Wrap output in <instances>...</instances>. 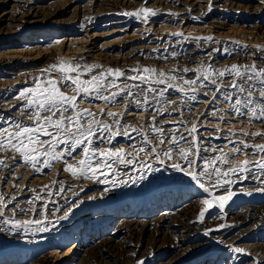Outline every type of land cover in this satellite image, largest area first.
Here are the masks:
<instances>
[{"label":"bare ground","instance_id":"6f19581e","mask_svg":"<svg viewBox=\"0 0 264 264\" xmlns=\"http://www.w3.org/2000/svg\"><path fill=\"white\" fill-rule=\"evenodd\" d=\"M141 8H149L157 13L155 16H149L148 19L143 18L145 22L149 21V24L167 17H173V19L181 18V20L186 21L197 20L198 23L207 22L216 28H218L217 26L222 28V26L228 25L229 22H237L247 24L246 27L253 29V32H250L251 36L254 35L252 33H255L256 29L264 28V0H0V35L20 33L22 35L31 34L35 38V36L43 37L63 32L71 34L78 29L80 31L87 30L91 26L96 25L101 19H105V24L102 27L115 24L114 20L122 18L132 20L137 16L124 15V13H135ZM121 23H126V21L123 20ZM170 33H167L163 38H154L150 42L144 41L129 46L122 50L119 55L108 56L104 60L106 66L100 70L119 68L121 71L126 72L127 75H133L129 70L137 68L136 63L141 60L143 62L141 68H147L146 65L150 64V67L165 73L176 70L174 73L176 75L194 78L196 73L194 75L191 70L188 73H184L183 70L178 71L174 66L176 64L183 66L192 65L191 68L196 69L201 65H210L207 58L210 59L212 57L217 59L218 62L217 65H211L218 69L229 67L232 64L249 65L251 64L247 62L249 59H259L260 61L256 64L264 66V61L261 60L264 52L259 51V49H264V44L262 45L260 42H240V39V41L235 40L234 37L229 41L225 40V37H213L217 34L212 35V33V36H209L212 39L205 42V39L200 34V36H195L186 32L183 33V37H177L173 35V32ZM260 33L261 37L264 38V30ZM161 34L163 35L164 33ZM247 36L250 37V35ZM238 45H246L247 47L242 49ZM172 53H175V56ZM55 54L53 52L42 53L40 51L23 50L2 52L0 53V75L12 76L18 74V76H21V74L27 72V74L31 75L29 81H32L27 87L33 86L34 81L43 76L40 70L55 61ZM164 57L168 58L164 59ZM36 70L39 72L34 73ZM121 79L123 80L124 78ZM16 82L17 80L12 81V84L7 81L0 83V121L5 118L9 120L13 118L17 120L24 119L17 111V109L22 107L23 101L15 98L23 89L20 88L18 91H13L14 88L16 89V85L11 86ZM124 82L130 83L126 80ZM176 83L182 84V81H176ZM158 87H164V85ZM196 93L194 100L183 101L187 96H183L182 92L174 89L166 91L165 96L175 100L176 103L167 106L164 110V115L155 114L157 124L163 122L161 126L164 127L166 134L173 128H179L181 132H184L185 125L180 124V119L187 123L194 114L192 109L194 111L205 109L208 103L207 100L211 101L212 99L211 90L208 95H204L205 92L198 88ZM219 94L221 98V93ZM188 95H192L191 90L188 91ZM197 99H203L202 104L199 102L201 100L197 101ZM217 102L218 100L211 103L217 104ZM183 103H185L184 106H182ZM116 104H120L121 106H119L122 107L119 100ZM129 106L131 109L136 110L134 104L129 103ZM226 106H229L227 102H224L222 107L218 105L221 108ZM117 109L120 108L118 107ZM117 109L116 107L111 108V111L116 112ZM199 112L201 113L202 110ZM144 113V117L146 116L152 122L153 111L150 110L149 114ZM197 113L195 114L197 115ZM165 114L168 117H164ZM129 115L136 116V114ZM135 116L131 118L124 115L122 122H127L134 127L137 122L135 121L134 123V120L138 119L139 116L141 117V115ZM235 117L246 123L249 122L247 117ZM105 121L110 122V118ZM251 123L258 126L263 124L264 126V123L259 121ZM184 135L187 136V132H184ZM231 135L222 134L221 132L199 135L200 146L205 148L212 145L221 148L223 143L225 147V143L228 145L230 140H247L249 144L253 145L257 143L264 144V141L260 139L255 142L256 138L249 139L244 135H239L238 137H234L235 134L234 136ZM149 136L151 135L149 134ZM216 137L219 138L217 139ZM138 138L139 134L132 133V139L128 140L129 145L137 144ZM119 139L123 138H116V141L120 144ZM124 140L127 141V139ZM165 145L167 147L170 146L168 143ZM184 146L188 147L187 144ZM128 148L127 152L133 151L131 147ZM159 149L158 151L161 150ZM77 152H79V149ZM216 154L219 153L203 151L200 153L202 157H210ZM4 155L12 156L13 154L6 153ZM0 158L3 157L0 156ZM80 158L77 155V159ZM157 163L160 164L161 162L158 160ZM7 164V167H0V193L6 198L15 195L20 206H24L28 200H31L37 194L45 196L43 201H35L31 205L35 210L34 214L22 216V214L17 213L14 218L16 219V217L21 215L23 219H43L46 223L48 221H51V223H48L49 230L46 232L36 230L38 227H43V224L39 226L33 225V230L27 233L23 230L22 233H19L12 229L11 233H9V235L13 234L10 242L4 243L0 240V264H139L140 261H143V264H264V191L258 190L264 189V182H262L264 177L261 178L263 179L261 182H258L260 180L258 177L260 176L255 172H249L247 174L248 179H244L242 176H233L231 177L234 181L233 184L213 189V193L217 198L226 196L228 191L233 193L231 199L224 204L223 208L219 207L218 204L207 208L204 201L211 199V197L208 193L201 192L202 189L197 184L196 187L199 189L186 188L183 190L184 186H181V184L176 186L173 181L174 187L170 185V188L161 189L154 194L149 191V195L152 196L148 198L151 199L152 197L154 199L151 201L146 199V203L144 201V204H140L134 209H132L135 206L134 204L128 210V208H123L121 205L120 207H113L108 203L109 205L105 208V210L108 209L106 211L107 215H104L103 212H96L93 218H89L90 216L85 215V211L80 206L69 207V203L73 201H69V198H73L76 193L79 196L89 193L92 187L89 185L90 183H72V190L76 192L72 196H67V193L61 194L58 191L60 187L70 186L71 188L69 183L75 179L68 171H64V168L63 172L61 171L60 166L64 164L62 161H54V166L51 169L44 168L41 173H35L29 165L22 161L19 154H15V159H9ZM168 164L170 165V163ZM196 165L201 166L202 161H197ZM152 168H155V166ZM193 168L197 169L198 167ZM134 170L136 171V169ZM148 174L150 173L148 172ZM38 175L42 177L37 178L36 176ZM56 175H58L57 185L54 184ZM51 177L52 180L50 179ZM110 177H113V175L110 174L108 176L107 183L112 181L113 178L111 179ZM80 178L82 180V177ZM78 180L80 179L78 178ZM103 181L104 177L101 176L99 181L94 180L93 183L94 189L99 191L100 194L111 189L106 188L105 186L109 184ZM130 183L132 184V182ZM17 185L18 187H16ZM45 185H49L56 190L51 197H47L45 193L41 192ZM69 189L68 191H70ZM159 194L164 195L158 198L157 195ZM201 196L203 197L201 198ZM64 202L65 205H69V212L70 209H74L68 219H63L65 213L63 211ZM14 203L15 201L9 203V209L13 207ZM44 203L47 204L46 211L43 209ZM48 204H51L52 207H48ZM206 208L207 211H205ZM202 211H205L203 220H201L200 215L193 218V213L198 214ZM17 212H19V208H17ZM9 216H12V213L6 211L4 217ZM208 230L213 231L208 232ZM206 232H208L207 235L205 234ZM250 233L251 236L249 235ZM70 239L73 243L72 246L63 253L61 252L62 250L59 251L61 253H58L56 248L58 249L67 242L69 243ZM210 241L213 243L209 244ZM216 245L218 248H215ZM48 247L55 248V250L47 252L46 248ZM236 247L242 251L237 253L230 250V248Z\"/></svg>","mask_w":264,"mask_h":264},{"label":"snow or ice","instance_id":"6c2138e0","mask_svg":"<svg viewBox=\"0 0 264 264\" xmlns=\"http://www.w3.org/2000/svg\"><path fill=\"white\" fill-rule=\"evenodd\" d=\"M124 15L142 16L148 19L149 16H155L157 13L149 8H141L138 12H126ZM173 35L183 37V33ZM204 39L207 42L212 38ZM238 46L242 49L247 47L246 45ZM259 51L264 52V49ZM172 55L175 56V53ZM167 58L164 57V59ZM261 60L264 61V56ZM98 67L100 66L82 65L81 62L61 61L59 66L53 63L49 68L44 69V75L35 80L33 86L19 92L15 98L22 100L23 105L17 111L24 119L5 118L0 121V156L3 157L0 158V167H7V161L15 159V154H19L22 161L35 173H41L44 168L51 169L54 161H62L65 165L64 171H68L74 177L99 181L103 176V182L107 183L110 174L116 177L126 175L127 173H122L121 170L131 165L140 170L139 179L143 180L148 171L152 170V165L145 162V157L151 158L149 154L152 153L161 163L165 159L173 160L170 166L175 172L190 177L204 192L208 193L211 199L204 201L207 208H211L214 204L223 208L224 204L231 199L233 195L231 191H228L226 196L218 198L213 193L215 188L233 184L231 177L242 176L248 179L249 172L264 176V144L253 145L247 140H230L233 144L229 150L230 154L241 156L251 148V157L255 158L253 160L245 156L241 164H235L232 155L224 154L223 148L212 145L201 148L199 135L203 133H199L196 122H190L189 128L185 121L180 120V124L185 125L184 132H187L185 136L179 128H173L166 134L164 127L161 126L163 122L157 124L155 120V114L164 115L165 108L176 103L175 100L165 96L168 89L180 91L189 100H194L198 88L211 84L213 86L211 102L216 101V93H221V99L228 103L229 111L233 115L247 117L249 123L253 121L264 123V66H258L255 62L249 65L232 64L223 69L212 65H201L197 68L195 78L176 75L174 74L176 70L165 73L156 68L139 67L129 70L133 75H127L119 68H108L96 73L95 69ZM189 71L188 68L183 69L184 73ZM124 80L130 83H125ZM178 80L182 81V84L176 83ZM160 85L164 87H158ZM187 90H191L192 95H188ZM208 94V92L204 93V95ZM95 100L108 105H116L119 100L126 110L129 103L134 104L140 111L151 110L153 111L152 122L148 129L136 128L127 122H122L123 113L100 112L98 115L92 109L79 106V104ZM217 112L223 113L224 109L214 107L212 115L215 116ZM102 117L110 118V122H106ZM219 119L223 121L225 116L221 115ZM149 131L155 134L160 146L165 145L166 142L170 146L158 151L157 145L152 144L151 137L148 135ZM132 133L140 135L141 143L130 144L129 147L133 151L127 152L116 141V137L122 136L131 140ZM243 135H256L264 139V133L259 132L243 133ZM185 144L188 147H185ZM78 149L79 152H77ZM202 151L219 154L202 157L200 155ZM173 152L179 153V159L183 163L176 162ZM6 153L13 155H4ZM77 155L81 157L78 160ZM197 161H202V165L194 169L193 165L197 164ZM226 165L227 168H225ZM202 177H207V180H203ZM117 182L127 183L123 180L112 181L113 184ZM136 182L133 181V183ZM258 190L264 191V189ZM54 191L49 185L41 189L47 197H51ZM58 191L62 194L65 189L60 187ZM44 199L45 196L37 194L24 206H20L15 195L6 198L0 193V217L6 211L12 213V216L3 219L2 223L11 225V229L17 232L23 230L27 233L33 230V225L42 224L43 227H38L36 230L48 231V223L51 221L46 223L43 219H14L17 208H19V214L25 216L34 214L35 210L31 205L35 201ZM13 201L15 203L9 209L8 205ZM43 209L47 210L46 203L43 204ZM205 211L199 213L201 220L204 218ZM70 214L66 210L63 219H68ZM0 231L7 232L9 229L0 228ZM211 231L213 230H208V232ZM208 232L205 234L207 235ZM230 250L237 253L242 251L238 247L230 248ZM139 264H143V261Z\"/></svg>","mask_w":264,"mask_h":264},{"label":"rangeland","instance_id":"374dc122","mask_svg":"<svg viewBox=\"0 0 264 264\" xmlns=\"http://www.w3.org/2000/svg\"><path fill=\"white\" fill-rule=\"evenodd\" d=\"M123 20L126 21V23H121L120 24V22L123 21ZM104 21H105V19H101L96 25L91 26L87 30L80 31V29H78V30H75L71 34H65L66 32H63L61 34L47 35V36H43V37L35 36V38L31 34L22 35L20 33L13 34V35H11L10 33H7L5 35H0V53L9 52V51H17L18 52V51H22V50L23 51H32V52H34V51H38L39 52L40 51L42 53L53 52V53H56L55 54L56 56H55V59H54L56 62L53 60L54 61L53 63H57V65L61 61H63V62H72V63L81 62L82 65L100 66V67L96 68V70H95L96 73H99L101 71L100 69L103 68L104 66H106V63L104 62V60L108 56H113V55H117V54L119 55V54H121L122 50L126 49L129 46L136 45V44H138L140 42L141 43L144 42V41L145 42H150L154 38H159V37L163 38V37L166 36L167 33H170V32H173V33H175V32L176 33L177 32H181V33H186L187 32L188 33L189 32L191 35H195V36H200L201 35V37H203V38H205L206 36L209 37V36H212L214 34H217L216 36L214 35L213 37H216V38H224L225 37L226 38L225 40H229V41H231V39L234 37L235 40L236 39L237 40L240 39L241 40V41L239 40L240 42H242V41L243 42H247V43H250V42L259 43L260 42V44L261 43H262V45L264 44V42H263L264 38L261 37L262 35L260 33V32H262L264 30V28L256 29L255 33H252L254 35L251 36L250 32H253V29H250L249 27H246L247 24H244V23L229 22L228 25L226 24V26H222V28L219 27V26H217L218 28H216V27H214L213 25H211L210 23H207V22L198 23L197 20H195V21L194 20H187L186 21V20H181V18L173 19V17L172 18L171 17H167V18H162V19H160L158 21H154L151 24H149V21L145 22L143 17L141 18V16H139V17L137 16V17L133 18L132 20H128L126 18H122V19H119V20H114L113 22L115 24L102 27L103 24H105ZM106 23H108V22H106ZM116 23H119V24H116ZM161 33H164V34L162 35ZM211 33H212V35H211ZM207 34H209V35H207ZM247 35H250V37L247 36ZM195 36H193V37H195ZM246 37H249V38H246ZM250 38H253V39H250ZM248 39H250V40L248 41ZM253 40H255V41H253ZM210 59L207 58V60L209 61L210 65L211 64H214V65L216 64L217 65V62H218L217 59H215L213 57L210 58ZM252 61L255 62V63H258L260 60L259 59H254V60L253 59H249V60H247L248 63L249 62L253 63ZM138 63H136L137 66L139 67V65H140L139 68H141L143 62L140 60V61H138ZM52 64H50V65H52ZM49 66H45V68L47 69V68H49ZM182 66L183 65H180V64L177 65L176 64V66H174V67H176V69L178 71H181L184 68H188L189 70L192 71V73L194 75H195V73L197 75V72H196L197 68L196 69L191 68L192 65H185L183 67ZM146 67L147 68H152V67H150V64L146 65ZM45 68H42L43 70H40L42 72V75H44V69ZM142 68H145V67H142ZM167 68H170V67H167ZM38 72L39 71L36 70L34 73H38ZM53 75H56V74L53 73ZM17 76H18V74L12 75V76L0 75V83H3V82L7 81V82L12 84V81L17 80V82L13 83V85H11V86H15L16 85L15 86L16 89L14 88L13 91H16V90L18 91V90H20V88L21 89L27 88L28 84L30 82H32V81H29L31 75L27 74V72L24 73V74H21V76H18V77ZM85 78H87V77H85ZM178 81L180 82V80H178ZM18 87H19V89H18ZM212 88H213V86L211 84H208L207 88L206 87H200V89L202 91H204V92H207V91L210 92V90ZM187 91H189V90H187ZM178 92H180V91H178ZM69 94H71V93H69ZM217 95H218V97H217L216 101L218 100V102H219V103L217 102V104L221 105V107H222V104L224 105V101L220 98V94L219 93H216V96ZM183 96H185V95H183ZM187 100H188V98H185L183 101H187ZM199 100H201V101H199ZM197 101L201 102V104H202L203 99H197ZM207 101H208V103H207V106L205 107V109H198V110L194 111V109L191 108L192 112L194 114L192 116V119H189L188 122L186 123L187 127H191L190 126L191 123H189V122H193V120H195V122L197 123V126L199 127V133H201V132L203 133L204 132L203 135H205V134L207 135V133L208 134H210V133L214 134L215 132H221L222 134H226V135H228V134L231 135L232 134L231 136H234V134H235L234 137H238L239 135L243 136V133H249V134H255V133H258V132L259 133H264L263 124L258 126L257 124L255 125V124L249 123V122L246 123L245 121L236 118L235 115H233L228 110L229 106H226L225 108H223V109H225L223 114L221 112H217V114L215 116L212 115L213 108L214 107H218V105L216 103L215 104L211 103L210 100H207ZM104 104L105 103L102 102V101L95 100V101H92V102H85V103L79 104V106L80 107L83 106V108L85 107V108H88V109H92V110L96 111V113L98 115H99L100 112H109V111L112 112L111 108H115L116 107V109H117L119 107L120 109H122V107H123V106L120 107L121 106L120 104H116V106L115 105H107V104L104 105ZM184 104L185 103H183L182 106H184ZM190 107H192V106H190ZM221 107H218V108H221ZM129 108H130V106L128 107V109ZM134 108L136 110H134L133 108L132 109L130 108L129 110H126L123 107L122 110L117 109L116 112L117 113H118V111H119V113L123 112V114L125 116H130L131 118H134L135 115H129V111H131V114H136V116L137 115H141V117L140 116L138 117L139 120L137 118H136L137 120L136 119L134 120V123H135V121H137L136 124L134 125V127L135 126H136V128L137 127L138 128L142 127V129L149 128V125L151 124V121H150L149 118H146V116L144 117V115H145L144 112H146V114H149L150 111H140L136 107H134ZM201 110H202V112L200 113L199 111H201ZM195 113H197V115L198 114L199 115L197 116ZM231 114H232L233 117L231 116ZM221 115L225 116V119L223 121H220V119H219V117ZM178 116H180V115L178 114ZM164 117H168V115L165 114ZM102 119L107 120L109 118H107V117L104 118L103 117ZM141 120H142V122H141ZM205 131H207V132H205ZM148 133L151 135L150 137H151L152 143H154V145H157V150L159 148L161 150L163 148H167L166 145H163V146L159 145V141H158V139L156 138V136L153 133L151 134L150 131ZM117 137L121 138L122 136H117ZM153 137H155V138H153ZM246 137H248L249 139L256 138L255 142L258 141L259 139L264 141V139H261L259 136H256V135H249V136H246ZM152 138L156 139V140H153ZM124 139L125 138L119 139L120 145L123 142V145L124 144L125 145L124 146L122 145V147H124L125 150L128 151L129 150V148H128L129 147V141L128 140L125 141ZM138 140L139 141H137L136 145H139L141 143L140 142L141 141L140 135H139ZM165 144H167V142ZM226 146H227V148H226ZM232 147H233L232 143H228V145H226V143H225V147H224V143H223V147H221V148L224 149L223 153L226 152L224 154H230L229 150ZM251 152H252V149L250 148L247 152L244 153V155H241V156H236L235 154H230V155H232V158H233L235 164H241L243 162V159H244L245 156L251 157ZM149 156L151 158L145 157V162L149 163V161H150V164H152V167L155 166V168H152L151 171L150 170L148 171L150 174L147 173V176L145 177V179H143V180L138 179L140 170H138L135 167L133 168L132 166H130L127 169H122L121 170L122 173L128 171L127 174H126L127 176L126 175H123V176L121 175L120 177H116V176L113 175V177H110L111 179L113 178L112 181L113 180L119 181L121 179L123 181H127V183L126 184H121V183L117 182L118 185H117V183L113 184L112 181L110 183H106V184H109V185H106L105 183H103V184L106 185L105 186L106 188L107 187H108V189L111 188V189H109L107 192H105L103 194H100L99 191L94 189V187H93L94 186V184H93L94 180H90V179H88V180L85 179L84 180L83 177H82V180H81L80 177H79L80 180H78L77 177L73 176V178H75V179H73V181L71 183H69V185H71V188H70V186H65L64 185L65 186L64 187L65 191L66 190L67 191L66 192L64 191L63 194L67 193V196L74 195L76 192L72 190V187H73V184H78V183L79 184L80 183L81 184L90 183L89 185L92 186L91 189H90V192H94V193H90L89 192L87 194H83L82 196H79L76 193V195H74L73 198L72 197L69 198V201L70 200H73V201L71 203L67 202V203H69L70 206L69 205H65V202L63 203L64 204L63 205L64 206L63 207V211H66L67 209L69 211V207H71V206H75L76 207V205H77L78 207L80 206V208H82V210L85 211L84 212L85 215L90 216L89 218H93L94 215L96 214V212L97 213H99V212L102 213L103 212L104 215L105 214L107 215L106 211L108 209L105 210V208L109 204L111 206H113V207H120V205H121V207L128 208V210H130L132 208L131 206L134 204L135 206L132 208V209H134L135 207H138L140 204H144L147 201H149V200L151 201V200L154 199V198L152 199V197H151V199L148 198V197L152 196V195H149L150 194L149 191H151V194H154L155 192H158L161 189L170 188V185L171 186L173 185V187H174V183H176V186H177V184H181V186H184L183 190H185L186 188L199 189L198 187H196V183L194 181H192L189 177L184 176L183 173L182 174L181 173H177V172H175L173 170V168L170 166L173 163V162H171L173 160H171L169 162V159H165L164 160L165 163L163 162V163L159 164V163H157L159 159L155 158L154 154L152 155V153H150ZM173 157L174 158L177 157V158H175L176 162L183 163L179 159V153L173 152ZM251 158L253 159V157H251ZM68 159L71 161V158H68ZM149 159H152V160H149ZM253 160H255V159H253ZM155 161H156V164H155ZM159 162H160V160H159ZM73 163H74V161H73ZM168 163H170V165ZM63 165H61L62 167L60 166V169H62L61 170L62 172H63V168H65V165L64 166ZM168 165L170 166V168H169ZM164 166H166V167H164ZM167 166H168V168H167ZM193 167L197 168V167H199V165L195 164V165H193ZM227 167H225V168H227ZM157 168H159V170H157V172H156L155 169H157ZM134 169H136V171ZM161 170L163 171V173H162ZM171 170H172V172H171ZM58 175H60V174H58ZM58 175H56V177H55L56 178V181H54L55 185H57V182H58V178H57ZM160 175H161V177H160ZM130 176H131V178H130ZM133 176H135V177H133ZM36 177L38 178V177H42V176L38 175ZM126 177H127V179H126ZM128 177H129V179H128ZM263 177L264 176L258 177V178H260V180H258V182H261L263 180L261 178H263ZM155 178H156V180H155ZM50 179L52 180V177ZM202 179L203 180H207V177L206 178L202 177ZM154 180H155V182H154ZM89 181H91V182H89ZM133 181H137V182L133 183ZM142 181H143V183H142ZM173 181H174V183H173ZM130 182H132V184ZM111 183H112V185L110 186ZM145 184H146V186H145ZM127 185H129V186H127ZM123 186H124V188H123ZM197 186H199V185H197ZM114 187H116V188H114ZM134 187H135V189H134ZM136 188H137V190H136ZM141 188H142V190H141ZM68 189L71 192L68 191ZM130 191H132V192H130ZM201 192H203V189H202ZM116 194H117V196H116ZM129 194L130 195L132 194V195L130 196ZM201 194L204 195L203 193H201ZM88 195L90 196V198H89ZM163 195L164 194H159V195H157V197L159 198L160 196H163ZM202 197L203 196H201V198ZM81 198H82V200L80 202ZM146 199H147V201H146ZM66 200H68V198H66ZM83 200H85V201L83 202ZM74 203H75V205H74ZM76 203H78V204H76ZM48 207H52V205L48 204ZM75 207H73V208H75ZM65 208H67V209H65ZM73 210L70 209V213H73ZM17 213H19V212H17ZM196 214L197 213H193L192 214L193 218H195L196 216L199 215V213L197 215ZM22 216H24V215H22ZM22 216L20 215V217H16V219L17 218L23 219ZM3 219H5L4 215L2 217H0V223H1L0 224V228H4L6 226L4 229L8 228L9 231H7V232L0 231V233L2 232V234H0V238H1L0 240H1V242L8 243V242L11 241V238L13 236V234L9 235V233H11L10 231H12V229H11V225H6V224L2 223ZM100 224L102 225V223H100ZM19 233H22V230H20ZM1 235H2V237H1ZM249 235L251 236V233ZM211 243H213V242L210 241L209 244H211ZM72 244L73 243H72V240H71V241H69V243L67 242L62 247H59L58 249L56 248V250L58 251V253H61V252L63 253L70 246H72ZM7 246H9V244H7ZM215 248H218V246L216 245ZM54 250H55V248H52V247L46 248L47 252L54 251ZM59 251H61V252H59Z\"/></svg>","mask_w":264,"mask_h":264}]
</instances>
